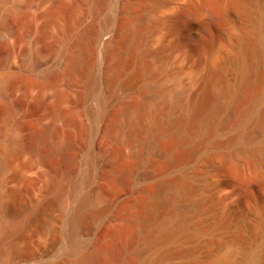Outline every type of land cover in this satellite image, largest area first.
Instances as JSON below:
<instances>
[{"label":"rangeland","instance_id":"374dc122","mask_svg":"<svg viewBox=\"0 0 264 264\" xmlns=\"http://www.w3.org/2000/svg\"><path fill=\"white\" fill-rule=\"evenodd\" d=\"M98 1L62 0L60 5L68 11L56 16L57 18L47 14H50L49 11L55 4L54 0H31L32 3L29 4L25 3L26 0H1L0 2V121L7 117L9 111V113L13 111L11 115L14 117L8 128L0 129V163L6 160V167L3 166L0 169V199L16 207L20 213L17 214L18 217L17 215L14 217L26 223L17 236H8L5 229L11 216L6 214L0 217V252L2 251L0 264L3 261L4 264H73L75 256L70 252L71 236L68 233L67 216L76 208L78 195L87 193L93 188L97 194L101 193L103 180L106 183L105 179L100 177L101 171L105 170L116 157L123 169L134 164L130 179L132 182L118 192L109 193L104 199H97L93 202L96 208L109 205L108 212L96 217L91 224L81 223L73 237L74 240H86V247L90 251L111 247L112 243L120 239H124L126 246L141 245L150 226H147L146 230V224L139 216L137 200L148 190L160 185L162 181L185 175L190 177L191 181L188 182L190 186H184L181 203L173 204L180 205L181 211L176 216L173 214L174 211L172 213L175 206L171 205L168 207V214L154 218L153 221L169 218L171 214L177 218L182 214L190 221L206 227L214 220L221 218L222 210L240 198L243 200L244 217L233 219L227 226L219 227L218 224L213 229H203L190 235L174 237L162 247L151 248L143 253L146 255L142 256V264H178L186 260L185 256L179 254V251L186 249L195 250L202 260L200 264H217L227 256L237 259L244 248L250 247L252 251L260 250V247H264V235L259 226L264 211V200L258 197L260 194L264 195V163L255 161L250 156L238 154L235 161L238 164L239 174L222 168L224 162L222 156L213 158L214 167L204 159H198L187 162L188 164L175 165L161 172L156 160L159 161L162 157H150L149 151L144 147L142 149L138 141H125L126 135L132 131L131 120L135 115H124L122 107L129 106L138 97L142 98L140 95L142 92L144 99L141 107H145V112H151L156 107H163L167 102L166 97H171L168 92L166 96L159 91L165 90L181 93L182 102L189 109L192 107L190 102L197 93L199 85L213 78L214 75H211L210 71H217L228 82L235 80L237 67L242 68L252 58L251 51L245 47L243 40L246 34L254 31L256 25L254 20L244 13L258 4L264 9V0H236L237 9L230 7V4H225L226 9H224V4H222L225 16L218 18L221 20L216 18L210 20V25L208 22L205 28L196 12L197 7L206 6L216 9L219 5L217 0H167L166 5L154 13L147 9H140L138 5L131 6L124 16L129 19L132 16H147L148 24L144 32L149 46L157 49L162 45L163 48L159 57H150L151 72H140L136 75V64L129 61L131 57L127 50L132 39L125 33L122 38L124 40L122 50L125 52L122 68L124 70L118 81L109 86L111 95H106L104 81L111 74L109 66L113 61L109 58L106 60L107 56L102 48V42L93 47L89 45L86 47L84 44H87V41H84V44H78L74 34L68 35V29L72 25L76 30L75 33H81L82 30L87 32L88 28L93 29L92 27L96 28L97 31L93 30L100 33L102 41H106L116 33L117 22L122 16L120 11L124 0H104L105 5L103 2L102 5L105 7L100 4L101 0L100 3ZM102 9L105 14L103 13L98 19L97 13ZM104 16H111V21L103 24ZM68 21H70L69 25ZM126 22L128 23V19L124 20V23ZM206 29L209 31L207 32ZM6 37L11 38L7 40ZM6 40L10 42L12 50L6 49ZM206 42L208 44H205ZM92 50L93 52H90ZM78 51L85 55L89 51L87 54L90 55L86 56L87 68L76 71L71 78L65 72L71 63L68 58ZM90 67H93L100 84L97 94L91 96L89 101L83 104L81 98L85 91V74ZM13 75L14 79H11L10 76ZM56 92L58 95H55ZM61 95L62 100H59ZM216 98L219 99L218 96H214V100H211L204 114L211 111L210 115H219L222 122H225L228 116L232 115V101L231 99L227 101H224V98V100L219 99L224 101L222 104L223 102ZM58 100L59 103H57ZM56 104L57 107L62 108L63 115L69 111L75 112L82 126L78 128L67 123L65 126L62 117L56 119L54 116L56 106H53ZM103 105L102 108L108 111L110 118L91 121L87 109L98 111ZM263 107L264 98L259 102L258 111L254 113L256 119L253 121L254 124L251 122L254 126L249 125L259 134L257 145H264V120L258 119L259 110ZM50 122L57 124L55 125L57 129L59 128L58 131H61L59 133L62 136L69 135L68 132H71L70 135L73 133L76 140L80 137L84 124L90 123L91 133L88 138L83 139L84 145L81 143L83 140L80 141V146L85 147L82 146L83 149L79 147L78 150L71 149L66 153H53L51 149L44 147L36 133ZM225 128L218 129L217 139L225 140L234 133L231 129ZM141 135L143 145H147L150 140L148 132L144 130ZM9 138L17 143L18 150L16 146L10 149L5 147ZM21 144L29 147L32 144V146L30 148L23 146L20 149ZM140 149L144 151L134 159L133 153ZM227 150L228 148L224 147V151ZM211 152L213 150L206 149L203 155ZM89 157L95 158L96 166L92 179L89 183H84L80 179ZM76 159L79 160V164ZM73 167L76 171L71 175L69 170ZM78 180L79 186L75 191L74 185ZM55 181L59 183V187L55 186ZM246 185L252 186L251 196L245 190ZM232 189H238L239 194L228 201L223 200V195ZM58 190L61 192L59 197L56 195ZM38 199L41 203H47L45 207L39 209L33 205V202ZM54 200L55 203H53ZM121 224L127 226L123 237L115 235L114 230ZM141 224L145 225V228ZM239 229L242 231V237L236 236ZM8 250L16 252L12 255L14 260L11 263L6 262L7 255L10 254ZM259 255L263 256L262 253Z\"/></svg>","mask_w":264,"mask_h":264},{"label":"bare ground","instance_id":"6f19581e","mask_svg":"<svg viewBox=\"0 0 264 264\" xmlns=\"http://www.w3.org/2000/svg\"><path fill=\"white\" fill-rule=\"evenodd\" d=\"M61 1L62 0H54L55 2V4H53L54 6L53 7L51 6L52 8L50 11L48 10L50 14L47 13L49 16L50 15H53V17L60 16V15L65 14L68 11L66 10L64 6L60 5ZM30 2L31 0H26L25 3L29 4ZM100 2L99 3L101 5H102V2L104 4V0H101ZM166 2L167 0H124L121 6V11H120L122 16L117 22V31L114 35H111L110 38H107V40L105 39L106 41H102L100 33L96 32L97 29L94 27L92 28L96 29V31H94L91 28L90 29L88 28L89 31L86 32L85 31L86 29H84L85 32H83L82 30L81 33H75L76 30L74 27H72L73 25L71 26L72 28L70 27L71 29L69 28L70 30L68 29L69 31L68 35L71 36L72 34H74L76 37V43L78 44H84V41H87V44H84V45H86V47H88L87 45H89L90 47H93L97 43L102 42V46H103L102 48L105 51V54L107 56L106 60L112 59L113 63L109 66V71L111 72V74H109L108 77L106 76L107 78H105V81H104L106 95L112 94L109 90V86L115 84V82L118 81L121 74L123 73L122 70H124L122 68L124 66L125 52L124 50H122V46L124 43L123 42L124 40L122 38H123V35H125V33L131 36V39H132V42L130 43L127 50L131 57L129 61L133 64L134 63L136 64V71H135L136 75L140 72H151L152 62L150 63L149 59L151 56L159 57V54L161 53L162 48H163L162 45H160L157 49L150 48L151 46H149V41L147 40L146 34L144 32L148 24L147 16L138 15L135 17L132 16L129 19L126 16H124V14L128 11V8L134 5L135 6L138 5L140 9L142 8L147 9L150 12L154 13V11L166 5ZM217 2L219 3V5L216 7V9H211V7L207 8L206 6L197 7L196 12L197 14H199L201 18V24L204 26V28L207 26L210 20H213L214 18L218 19V18L225 16L226 14L224 11V9H226L224 7L225 4H230V7L232 8L235 7V9H237L236 7L238 6L237 5L238 3L236 2V0H217ZM222 4H224L223 5L224 9L222 8ZM213 5L215 6V3ZM212 8H215V7L212 6ZM103 13H104V9H102L101 11L99 10V12L97 13L98 19L102 17ZM244 14L247 17L252 18L256 25L254 28V31L251 32L250 34H246L243 40L245 47L247 49H250L252 58H250L249 62L242 68L240 66L237 67V77L235 80H233L232 82H228L225 79H223L222 76L217 71H210L211 75H214L213 78H210L199 85V89L197 93L194 95V97L192 98L190 102L192 107H190L189 109H187L184 106L182 99H181V93H178V92L175 93L173 91H165V90H159V91L162 95L164 94L166 96L168 92V94H171V97L170 98L166 97L167 102L163 107L161 108L156 107L151 112L147 113L145 112V107H141L143 103V99H144L143 94H141L142 92L140 93L142 98L138 97L134 99L133 102L129 106L122 107V113L124 115L126 116H130L132 114L135 115V117L131 120L132 131L130 129L131 132H129L126 135L125 141L127 142L138 141L140 144L139 146H142L141 147L142 149L144 147V149H147L149 151L150 157H153V156L162 157L161 160L159 161L155 159L157 161L159 170L161 172L167 171L175 165H180L183 163L196 161L198 159H204V161H206L210 166L214 167L213 158L216 156H220V157L222 156L224 159L222 168L229 170L231 173L239 174L238 164L235 161V157L238 154H244V155H247L248 157L250 156L253 160L264 163V145L256 144V141L259 138V134L254 129L249 127L251 122H253L254 119H256V117L254 118V113L258 111L259 102L264 98V9L262 8V6L258 4L253 9L251 10L249 9V11L245 12ZM110 17L104 16L102 20L103 24L109 23L111 21ZM123 17L125 21L128 19L129 24L127 22L124 23ZM125 17L127 19H125ZM218 20H221V19H218ZM69 22L70 21H68V25H69ZM209 25H210V22H209ZM208 31L209 29L207 30V32ZM9 38H7V40ZM202 39L200 40L203 41ZM7 40L5 41L7 48L6 47L5 48L8 49L9 51V50H12L11 49L12 46L9 45L10 42H7ZM208 40L206 41L209 42ZM207 42L205 44H208ZM73 47H74V43H73ZM76 50H80V48L79 49L76 48ZM26 51L24 52L28 53V50ZM90 52H93V50ZM87 53H89V51H87ZM87 53L85 55L83 52L78 51L71 58H68V61H70L71 63L69 64L70 66L68 65L69 68L67 67L68 69L66 68L67 70L65 71L67 73V76L69 75L72 78V75L76 71L78 70L81 71L80 69L87 68L86 67L87 66L86 56L90 55ZM15 56L16 55H14V57ZM152 59L154 58L152 57ZM86 71L87 72L85 74V82H84L85 91L83 93V97L81 98L83 104H86L87 100L91 96L97 94V91L99 89V84H100L98 82V79H97V76L95 74L93 67L88 68ZM14 75L10 76V78L12 79ZM5 81L3 82L4 84H5ZM70 82H72V80ZM52 83H50V85ZM5 88L7 89V87ZM56 93L55 95H58L59 91L57 94ZM62 95L61 97L58 96L60 97L58 98L59 100L60 99L62 100ZM214 96H218V98L221 100L224 98L225 99V100L223 99L224 101H227V99H231L232 101V105H233L232 115L228 116L229 118H227V120L223 119L225 120V122H222V119L219 115H216V114L210 115L209 113L211 111L210 112L207 111L208 113L204 114L208 105H210V103L214 100L213 99ZM219 99L217 100L220 102H223L222 104H224V101H221ZM59 100L57 103H59ZM53 106H56L54 108L56 115L54 116L56 117V119H58L57 117H59V119L62 117L65 123V126H66V123L69 124L70 126L72 125L78 128L82 126L75 112L68 110L69 112L65 111L67 113L63 115L61 111L62 108L61 109L59 108L60 106L57 107V104ZM102 107H104V105L101 106V108ZM210 109L208 108V110ZM12 112L9 113V115L7 113V117L4 118V120L2 119L3 122L0 121V129L2 127H5V128L9 127V125L12 122V118H14L12 117L13 115ZM259 112H260V115L258 116V119L262 121L264 120V107L261 110H259ZM87 113L91 117V121H95L98 119L103 120L110 116L108 111L105 108H102L101 110H98V111L87 109ZM46 124L47 125H45L42 128V130H40L36 134L41 144L44 147L51 149L53 153L54 152L66 153L69 150L75 149V148L78 150L79 147L81 148L84 145L83 143H85L83 139L88 138V135L92 131V127L90 123L84 124L83 130L80 133V137L76 140L75 135H72L73 133L70 135L71 132H68L69 135L64 134L65 137L62 136V134L59 133L60 130L58 131L59 128L57 129L56 127L57 125L56 123H55L56 125L52 122L46 123ZM222 127L231 129V131H234V133L225 140L217 139L216 138L217 131L220 128L223 129ZM144 130H146L150 136V140L147 143V145H143L142 143L141 133ZM59 134H61L62 137ZM80 141L83 144L82 146H80L81 144ZM13 146L17 147V143L12 138H9L5 147L7 149L8 148L10 149L11 147L13 148ZM23 146L26 147L27 145L21 144L19 148L21 149V147ZM31 146L32 144H30V147ZM27 147L30 148L29 146ZM224 147L225 148L227 147L228 150L224 151ZM116 148L118 147L116 146ZM142 149L135 151L133 153L134 159L138 157L141 152L144 151V150L142 151ZM206 149H211V151L213 150V152L203 155V151H205ZM16 150H18V147L16 148ZM81 152L79 154H81ZM112 152H110V154H112ZM42 156L44 157V155ZM6 157H8V155ZM76 161H78V164H79V160L76 159ZM111 162L112 163L111 164L109 163L108 167L105 170H102V171L100 170L101 171L100 177L105 179L106 181V183H104V180L102 182L103 184L101 188V193L97 194L96 191L93 190L94 189L93 188L92 190H89L87 193L78 195L79 197H78L76 208L73 209L67 216L68 233L71 236L69 240L70 252L73 253V255L75 256L73 264H142L143 263L142 256L146 255L143 253L147 252L151 248H156V247L160 248L165 243H167L169 240L173 239L174 237H178L181 235H185V236L190 235L195 232L202 231L203 229L205 230L208 228L213 229L217 227L218 224H219V227L227 226L232 222L233 219L244 215L243 200L240 198L236 202L228 205L226 208L222 210L221 216H220L221 218L214 220L206 227L202 226L199 223L196 224L190 221V219L183 217L182 214H180V216L176 218L172 215L175 214L177 216L178 212L181 211V206L180 205L175 206L173 204L181 203V200L183 198V193H184L183 188L185 185L190 186L188 185V182L191 180H189L190 177L188 175L169 178L165 180L164 182L162 181L160 185L156 186V188L145 192V194L141 196L136 202L138 204L137 207L140 210L139 216L141 217L142 222H145L146 224V230L150 226L149 227L150 230L147 232V235L145 236V240L141 245L136 246V247L135 246L130 247V245L126 246L125 242L123 241L124 239L123 240L120 239L117 242H114V241H113L114 243L111 242L112 243L111 247H106V248L103 247L100 249L98 248L97 250L90 251L86 247L87 245L86 240H81V239L74 240L73 237L76 235L77 230L81 223L86 222L87 224L88 223L91 224V222H93L92 220H95L96 217H99L100 215H103L106 212H108V209L110 207L109 205H105L101 208H96L93 206V202L95 200L97 201V199H102V198L104 199V197H106L107 194L109 193L118 192L122 187L128 186V184L132 182L130 179L132 178V174H133V168H134L133 163L132 165L130 164L129 167L127 166L126 169H123L121 168L117 157L116 159L114 158V160ZM5 164H6V160L4 159L0 163V169L3 168ZM95 164H96L95 158L89 157L87 159L85 170L80 179L82 182L89 183V181L92 179L93 174H94V168L96 166ZM74 168L75 167L70 169L71 171L69 170V172H71V175L72 173L75 174L74 172L76 171V169ZM54 184L55 186L59 187V183H57V181H55ZM74 186H75L74 190L76 191V189L79 186V180L78 182H76ZM251 188L252 186L250 185L245 186V190H247L249 196L252 195ZM60 194L61 192L58 190L56 192V195H58L57 197H59ZM238 194H239L238 189H232V190H229L227 193H225V195H223L222 198L223 200L228 201V199L235 197ZM39 198H40V195H39ZM41 198H42V195H41ZM258 198H260L261 200H264V195L260 194ZM3 200L0 199V217L6 214L9 215V217L10 216L12 217V219L11 217L10 218L8 217L10 220L8 219L9 222L7 221L8 225L6 224L7 226H6L5 232L8 236H17L22 231L26 223L23 220L16 219L14 216L20 213V211L16 207H14L12 204H9L8 202H5V200L4 201ZM55 202L56 201L54 200L53 203ZM255 203L257 202L255 201ZM46 204L47 203H41L40 199L33 202V205H35L36 208H39V209L45 207ZM171 205L175 206V209L174 208H173L174 210L172 209V213L173 211L174 213L171 214L169 218L167 217L163 220L159 219L160 221L159 220L153 221L154 218H158V217L160 218L161 216L168 214L169 212L168 207H170ZM260 215H261V212H260ZM126 225H128V223ZM259 226L261 228L262 234L264 235V211L262 212V215L259 221ZM241 229L243 230V228ZM241 229H239L236 232V236L242 237ZM114 230L116 233L115 235H119L120 237H123L124 232L127 230V226L121 224ZM249 248H244L240 253L241 255L237 259H234L232 256H227L223 258L222 260H220L219 263L217 264H264V247H260L261 249L256 250V251H252L251 248L250 249ZM8 251L10 252V254L8 252L9 255H7L8 257L6 258L7 260L6 262L11 263L12 260H14L12 255H14V253L16 252H11V250H8ZM180 251H179V254L185 256L186 260L184 261L182 260V262L178 264H200L202 262V260L197 256V253L195 252V250L186 249L181 252ZM258 251L262 253L263 256L259 255L260 253ZM168 253H163V254L167 255ZM17 258H16V262L18 261ZM29 259L30 258H28V260ZM19 260L22 261V259H19ZM2 264H4V261Z\"/></svg>","mask_w":264,"mask_h":264}]
</instances>
